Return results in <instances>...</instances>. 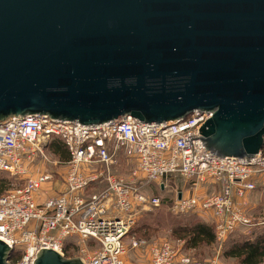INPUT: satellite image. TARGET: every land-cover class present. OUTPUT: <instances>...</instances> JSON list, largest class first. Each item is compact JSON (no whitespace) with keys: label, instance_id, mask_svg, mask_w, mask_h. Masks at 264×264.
I'll use <instances>...</instances> for the list:
<instances>
[{"label":"water","instance_id":"95a60500","mask_svg":"<svg viewBox=\"0 0 264 264\" xmlns=\"http://www.w3.org/2000/svg\"><path fill=\"white\" fill-rule=\"evenodd\" d=\"M220 158L264 148V0H0V124L169 125ZM181 197V196H179ZM12 248L0 240V264ZM33 264H85L41 248Z\"/></svg>","mask_w":264,"mask_h":264},{"label":"built area","instance_id":"2783aa9c","mask_svg":"<svg viewBox=\"0 0 264 264\" xmlns=\"http://www.w3.org/2000/svg\"><path fill=\"white\" fill-rule=\"evenodd\" d=\"M208 115L195 111L169 125H145L133 117L98 126L45 116L2 122L0 173L25 179L0 196V240L12 248L8 264H33L41 248L64 254L69 243L77 248L73 258L85 264H136L128 260L125 243L133 216L160 208L173 180L194 189L219 185V193L202 196H184L177 189L171 205L176 214L211 216L219 244L237 231L264 226V214H251L246 201L254 193L264 199V148L256 158L232 159L189 143L199 136ZM55 139L62 141L70 158L62 188L50 196L46 185L53 176L34 163L46 158L47 145ZM123 159L134 163L126 177L117 172ZM152 187L159 193H150ZM131 248H147L148 264H223L219 258L199 262L170 243L148 246L134 239Z\"/></svg>","mask_w":264,"mask_h":264},{"label":"rangeland","instance_id":"374dc122","mask_svg":"<svg viewBox=\"0 0 264 264\" xmlns=\"http://www.w3.org/2000/svg\"><path fill=\"white\" fill-rule=\"evenodd\" d=\"M46 158L38 159L34 166H41V170L47 173L52 174V181L48 184L54 192H58L60 188L63 186L64 177L66 173L65 161L60 160L59 157L55 156L52 153L50 148V144L47 145L45 151ZM134 163L129 162L123 159L120 161V165L117 169L118 175L126 177L133 170ZM5 174V173H3ZM0 174V178L6 177V175ZM8 175V174H7ZM11 176V175H10ZM7 178V177H6ZM15 180H12L14 185L21 184L25 182L24 178H17L12 176ZM170 189L164 193L167 201L164 205H162L158 209H153L149 211H138L133 216L134 224L131 228L129 237L126 239V245L128 247V260L134 262L136 264H148L149 263V252L147 248L144 249H132L131 244L133 240H144L147 245L152 244H161V243H170L172 245H179L182 251L190 258L197 260L199 262H209L215 258H219L223 264H239L237 261L232 259H227L224 257V251L228 245L229 241L225 242L223 245L216 242L213 246L204 247L202 250H188L186 248L185 242L179 240L174 237L171 232V226L173 224L177 225L180 223H187L193 221H204L206 223L210 222L208 218V214L205 213H188V214H176L171 210L172 199H174V191L175 189H182L191 191V188L188 187V184L181 181L173 180L170 183ZM191 186V185H190ZM159 192V191H158ZM220 192V191H219ZM208 195L214 194L213 191L207 193ZM253 200V198H251ZM264 208V205H263ZM253 214V212H252ZM262 215L264 214L261 213ZM253 215L257 216V213ZM264 227V226H262ZM245 232V231H244ZM257 233V232H255ZM241 235V234H239ZM237 237L234 236V238ZM68 245V244H67ZM70 243L67 247L71 248V252H73L72 256L77 255V248ZM73 258V257H72Z\"/></svg>","mask_w":264,"mask_h":264},{"label":"trees","instance_id":"16d2710c","mask_svg":"<svg viewBox=\"0 0 264 264\" xmlns=\"http://www.w3.org/2000/svg\"><path fill=\"white\" fill-rule=\"evenodd\" d=\"M49 144L55 156L59 157L62 161H69V152L61 140L55 139ZM3 175H6L7 178H0V196L17 185H23V183L14 185L12 180L15 179L10 174L7 175L5 173ZM166 201L167 199L165 198L163 205ZM171 232L174 237L185 242L188 250H202L204 247L213 246L217 242L213 223H206L204 221L197 220L185 224H173L171 226ZM236 235L237 237L234 238ZM232 237L233 239L228 242L224 251L225 258L235 260L239 264H264V227L253 228L245 232L237 231L230 235L229 239ZM70 250L71 248L65 247L64 254L67 258L74 257L72 256L73 252Z\"/></svg>","mask_w":264,"mask_h":264},{"label":"crops","instance_id":"0c3cea01","mask_svg":"<svg viewBox=\"0 0 264 264\" xmlns=\"http://www.w3.org/2000/svg\"><path fill=\"white\" fill-rule=\"evenodd\" d=\"M176 181H180V180H176ZM172 182V181H171ZM181 182H184V181H181ZM185 184H186V186H187V184H188V187H192V186H190V184L189 183H187V182H184ZM46 187H47V189L49 190V193H48V195H50V196H53V195H55V193L56 192H54L52 189H49V185H46ZM170 188V187H169ZM169 190V189H168ZM167 190V191H168ZM175 190H177V189H175ZM179 190H182V192H183V195L184 196H192V195H194V194H197V195H206L207 193H209L210 191H213V193H219V191H221L220 190V188H219V185L218 184H216V183H211V184H205V185H200V186H198L196 189H194L193 187L191 188V191H186V190H184V188H182V189H179ZM166 191V192H167ZM154 193V194H158L159 192H158V190L155 188V187H152L151 189H150V193ZM162 192V191H161ZM165 192V193H166ZM175 192V191H174ZM164 194V193H163ZM251 198H253V200L251 199ZM247 203H248V208L250 209V213L252 214V212H253V214L254 213H257V216L259 217V216H261L262 214L261 213H263V211H264V208H263V205H264V199L262 198V196H261V194L260 193H254V194H250V195H248V197H247ZM256 216V215H255ZM210 222H213V220H212V218H211V216H208V218H207Z\"/></svg>","mask_w":264,"mask_h":264}]
</instances>
